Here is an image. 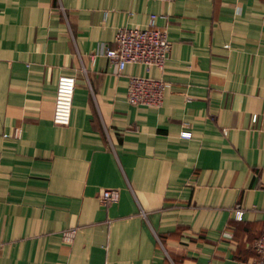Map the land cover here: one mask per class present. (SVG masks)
Segmentation results:
<instances>
[{
	"label": "crops",
	"instance_id": "crops-1",
	"mask_svg": "<svg viewBox=\"0 0 264 264\" xmlns=\"http://www.w3.org/2000/svg\"><path fill=\"white\" fill-rule=\"evenodd\" d=\"M150 14L163 67L116 72L104 49ZM263 232L264 0H0V264H250Z\"/></svg>",
	"mask_w": 264,
	"mask_h": 264
},
{
	"label": "built area",
	"instance_id": "built-area-1",
	"mask_svg": "<svg viewBox=\"0 0 264 264\" xmlns=\"http://www.w3.org/2000/svg\"><path fill=\"white\" fill-rule=\"evenodd\" d=\"M164 1V0H162ZM170 49V41L165 30L155 25V14H150L145 27H119L112 39V45L104 49V54L120 72L129 63H138L149 69L150 66L161 69ZM75 78L72 75H59L53 98L52 122L57 125L69 123ZM166 83L161 78L131 75L127 84V99L134 104L157 106L161 103ZM255 118V115H253ZM182 137H189L190 131H181ZM100 199L108 203L115 199V192L104 189ZM234 217L243 218V210L236 204ZM74 229L62 232L65 241H70ZM257 257L252 264H264V232L254 241Z\"/></svg>",
	"mask_w": 264,
	"mask_h": 264
},
{
	"label": "trees",
	"instance_id": "trees-1",
	"mask_svg": "<svg viewBox=\"0 0 264 264\" xmlns=\"http://www.w3.org/2000/svg\"><path fill=\"white\" fill-rule=\"evenodd\" d=\"M237 220H241V219H237ZM162 241H163V239H162ZM253 251H254V249H253ZM254 253H255V251H254ZM173 260L175 261L176 264H180V262L178 260H176L175 257H173ZM252 262H253V260L250 262V264H252Z\"/></svg>",
	"mask_w": 264,
	"mask_h": 264
}]
</instances>
